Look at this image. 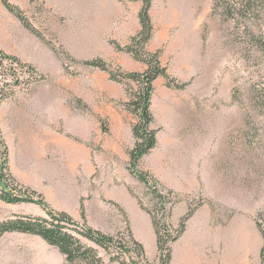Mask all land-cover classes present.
Segmentation results:
<instances>
[{
  "label": "rangeland",
  "instance_id": "rangeland-1",
  "mask_svg": "<svg viewBox=\"0 0 264 264\" xmlns=\"http://www.w3.org/2000/svg\"><path fill=\"white\" fill-rule=\"evenodd\" d=\"M28 1L25 10L18 7L43 38L12 14L19 24H6L8 36H0V52L22 63L0 56V92L12 94L0 102L10 172L20 187L42 194L53 210L78 223H84L83 204L88 226L125 241L132 233L144 245L148 264H158L157 234L141 206L153 211L157 202L128 168L136 118L125 103L127 89L137 85L114 82L107 73L82 65L102 58L114 69L130 72L121 62L129 54L112 42L125 46L137 34L127 41L117 38L126 28L135 32L140 27L142 2L118 0L126 6L127 19L117 23L114 0ZM151 17L155 34L149 50L161 51L168 73L189 85L176 90L164 78L156 81L152 109L158 147L140 170L151 174L165 196L174 194L167 205L168 210L173 207V233L190 205L202 203L171 245L170 264H183L184 251L191 253L193 264H262L264 55L247 50L245 35L235 23H224L214 11V0H153ZM254 28L264 37V28ZM72 144L92 151L94 181L68 179ZM210 161L218 162L209 172L213 183L199 177L197 193L189 171L203 173ZM178 169L185 175L176 177ZM83 188L89 195L78 200ZM176 196L180 201L173 206ZM184 203L186 212L174 215ZM14 216L46 213L34 204L0 201V224ZM99 252L106 264H119ZM0 264H66V259L40 237L7 233L0 239Z\"/></svg>",
  "mask_w": 264,
  "mask_h": 264
},
{
  "label": "trees",
  "instance_id": "trees-1",
  "mask_svg": "<svg viewBox=\"0 0 264 264\" xmlns=\"http://www.w3.org/2000/svg\"><path fill=\"white\" fill-rule=\"evenodd\" d=\"M4 7L15 16L30 32L43 38L29 21L25 13L10 0H0ZM34 0H32L33 2ZM142 2L139 12L141 29L133 36L128 45L121 46L113 41L116 50L131 55L134 60L144 64L147 68L144 72H125L121 68L114 69L102 58L85 61L82 65L107 73L110 79L117 83L132 82L136 89H127L128 101L125 107L135 118L132 125V134L135 139L134 148L129 151V172L136 177L148 190L157 205L155 209L147 210L153 222L157 234L158 264H170L172 261L171 245L177 242L185 233L189 220L194 216L202 203L197 206L190 205L189 212L181 219L179 228L174 231L172 208L167 209L171 202L169 192L165 196L163 191L157 188V181L150 173L141 171V162L158 147V130L153 128L155 116L153 113V96L155 83L164 78L167 87L176 90H184L189 85L181 83L168 73L161 60V51L151 52L149 45L155 34V28L151 17L153 0H129ZM214 11L218 13L224 23H235L238 32L242 31L246 41L247 50L256 49L264 55V37L257 36L254 27L264 28V0H214ZM4 60H10L22 66L20 60L0 52ZM24 66V65H23ZM35 73L34 68L25 66ZM12 94L0 92V102L9 98ZM177 197V196H176ZM173 206L180 200L177 197ZM0 201L10 205L34 204L41 207L46 217L43 216H14L0 224V239L7 233H21L40 237L50 246L56 248L66 259V264H106L99 250L105 251L111 256V262L119 264H148L144 245L139 242L132 233L129 239L116 238L114 236L96 230L86 223L84 205L81 204V217L84 223H78L70 214L53 210L46 202L42 194L36 191L24 190L20 187L10 172L9 149L0 129ZM172 223V222H171ZM260 233L264 239V227L258 224ZM175 234V235H173ZM262 264H264V248L261 252Z\"/></svg>",
  "mask_w": 264,
  "mask_h": 264
},
{
  "label": "crops",
  "instance_id": "crops-1",
  "mask_svg": "<svg viewBox=\"0 0 264 264\" xmlns=\"http://www.w3.org/2000/svg\"><path fill=\"white\" fill-rule=\"evenodd\" d=\"M41 1H46L48 2V0H41ZM11 3L21 7L22 9H26L27 6H29V1L28 0H10ZM113 5H114V10L116 12L115 15V20L114 22H119L120 19L125 20L127 19V9L125 5H122L118 0H114L113 1ZM81 6L82 7V2L78 3L77 7ZM103 6V5H102ZM101 7V6H100ZM102 8V7H101ZM129 14L131 15V9ZM15 18L11 15V13L4 7V5L2 4V2L0 1V36L4 34V36H8L9 34V30L6 27V24H10V23H14L16 25H18L19 23H16V20H14ZM111 21V23H114ZM140 24V22H139ZM131 26V25H130ZM138 29L135 32H132V29H128L127 28L124 30V35H118L117 38L118 39H122L123 41H127L130 39V37H132L134 34L138 33L139 30L141 29L140 27H137ZM124 37V38H121ZM154 42V41H153ZM0 47L1 43H0ZM123 61L126 62L127 66H128V70L130 72H140L139 69L144 68V65L135 61L132 56L130 55H126V57H123V59H121ZM141 73V72H140ZM154 101V100H153ZM71 148L73 150V154H71L69 156V158L67 159V163H68V169H67V173L69 175L68 179H70V181L74 180L77 181L79 179H82L83 182L86 183H90L92 181H94V173H95V166H94V157L92 154V151L90 149H87L86 147H78L76 144H72ZM212 157V156H211ZM210 157V158H211ZM211 162V161H210ZM216 163V164H215ZM217 167L218 166V162H205L203 167H204V172L202 173L200 169H195L192 171H189V176L193 177V182H194V190H196L195 192H200L201 187L199 184V177H202L203 181L205 180L206 183L210 178L209 172H210V168L212 167ZM198 167V166H197ZM174 175L177 176H181V175H185V174H181L180 169H178L177 171H175L173 173ZM203 174V175H202ZM211 179V178H210ZM213 180L211 179V183ZM204 183V182H203ZM177 190H179V192H182L181 189L176 188ZM83 193H81L78 196V200L80 199H85L86 197H88L89 195V190L88 188H83ZM208 191V189H205V192ZM207 193V192H206ZM207 195V194H206ZM208 197L212 200H215V198L212 195H208ZM78 209H80V203L78 205ZM188 209V204L184 203L181 204L180 206H178L176 208V210L174 209V215H177L178 217L183 215V213L186 212V210ZM199 215V213H198ZM199 217H203V215L195 217V218H199ZM145 223L148 225V221L147 218L145 217ZM244 229L241 230V237H244Z\"/></svg>",
  "mask_w": 264,
  "mask_h": 264
},
{
  "label": "bare ground",
  "instance_id": "bare-ground-1",
  "mask_svg": "<svg viewBox=\"0 0 264 264\" xmlns=\"http://www.w3.org/2000/svg\"><path fill=\"white\" fill-rule=\"evenodd\" d=\"M182 257H183V264H193L194 263V258L190 252L188 251L182 252Z\"/></svg>",
  "mask_w": 264,
  "mask_h": 264
}]
</instances>
